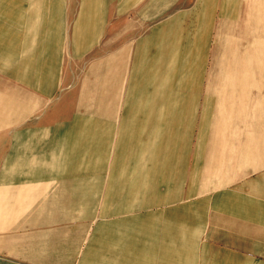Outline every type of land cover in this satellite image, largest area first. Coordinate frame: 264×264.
<instances>
[{
	"label": "rangeland",
	"instance_id": "obj_1",
	"mask_svg": "<svg viewBox=\"0 0 264 264\" xmlns=\"http://www.w3.org/2000/svg\"><path fill=\"white\" fill-rule=\"evenodd\" d=\"M177 4L154 20L171 22L160 36L165 44L141 46L148 51L133 77L125 76L130 52L111 70L98 67L122 46L105 45L103 36L83 44L71 0H0V43L12 48L0 57V156L10 148L6 133L37 126L26 138L38 150L61 145L74 156L75 138L87 128L82 155L38 178L86 186L78 205L64 206L70 217L54 224L171 230L198 250L219 244V197L247 195L248 181L263 174L264 0H185V13ZM80 86L82 105L103 101L106 86L115 106H137L105 109L107 135L98 149L87 120L41 135L73 116ZM95 183V191L87 188Z\"/></svg>",
	"mask_w": 264,
	"mask_h": 264
},
{
	"label": "crops",
	"instance_id": "obj_2",
	"mask_svg": "<svg viewBox=\"0 0 264 264\" xmlns=\"http://www.w3.org/2000/svg\"><path fill=\"white\" fill-rule=\"evenodd\" d=\"M56 1L57 4L64 2ZM176 1L178 12H190V8L184 6L185 0ZM173 3L174 0H71L72 28L85 39L83 44L100 43L103 36L105 45H121L120 49L105 55L98 67L111 70L119 59H124L125 51L130 52L134 63L129 69L127 63V70L131 73L126 72L125 76L136 77L140 76L133 72L139 67V55L148 51L141 46L165 44L160 36H165L171 22L156 24L154 20L162 13L172 11L169 7ZM206 10V6L200 4L199 12ZM11 38L16 41L17 35ZM9 49L12 48L0 43V57L7 55ZM80 89L73 116L64 124L57 123L42 131L41 135L49 129L57 131L87 120L95 125L93 134L94 141L98 142L95 149H98L102 134L104 137L107 135L105 109L137 106H115L112 90L109 88L108 94L106 86L103 101L95 99L89 101L92 105H82L86 93L82 86ZM60 108H68L69 112V107ZM61 112L58 113L66 111ZM30 113V109H24V115ZM25 117L12 121L18 124ZM102 124L103 128L100 127ZM37 128L22 134H5L10 148L0 156V264H264V172L255 180L248 181L244 187L247 195L233 191L219 197V235H215L218 230L210 235L219 236V244L202 245L198 250L193 249L191 242L178 241L177 237L184 235L171 230L66 228L54 223L70 217L71 210L64 206L78 205L83 194L81 191L86 186L81 181H41L38 178L46 177L56 168L62 169L67 159L75 161L82 155L87 147V137H81L87 133V128L75 138L74 156L69 155V148L61 145H55L49 154L38 150L40 148L26 138ZM26 141L29 143L25 144ZM96 184L87 188L95 191ZM111 224L109 221L107 225ZM80 238H86L83 247L81 242L84 239Z\"/></svg>",
	"mask_w": 264,
	"mask_h": 264
}]
</instances>
